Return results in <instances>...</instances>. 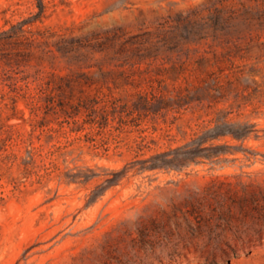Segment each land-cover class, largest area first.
I'll return each mask as SVG.
<instances>
[{
    "label": "rangeland",
    "instance_id": "obj_1",
    "mask_svg": "<svg viewBox=\"0 0 264 264\" xmlns=\"http://www.w3.org/2000/svg\"><path fill=\"white\" fill-rule=\"evenodd\" d=\"M44 3L38 17L36 0H0V33L32 21L20 44L0 43V264H264V224L242 216L239 203L246 191H264V21L236 20L216 37L208 29L183 32L187 39L179 37L177 46L156 39L138 70L132 53H100L95 36L114 27L158 36L181 13L199 9L206 17L213 7L240 9L238 1ZM227 50L247 56L237 60L246 72L243 86L261 91L251 89L240 107L231 108L232 99L123 113L122 121L118 113L101 134L84 124L86 114L63 112L70 100L95 95L96 87L132 108L138 93L158 86L151 80L162 66ZM47 82L52 103L42 95L33 109L30 96ZM163 93L175 96L170 82ZM219 110L231 112L230 122L255 125L257 133L215 141L230 147L220 159L143 168L212 129Z\"/></svg>",
    "mask_w": 264,
    "mask_h": 264
},
{
    "label": "trees",
    "instance_id": "obj_2",
    "mask_svg": "<svg viewBox=\"0 0 264 264\" xmlns=\"http://www.w3.org/2000/svg\"><path fill=\"white\" fill-rule=\"evenodd\" d=\"M39 9L38 17H41L46 11L44 0H36ZM235 1V0H232ZM241 6L240 9L232 7H213L209 8L208 16H202L199 9H194L187 14H179L174 20L169 30L164 31L163 34L155 36L152 32L144 31L139 34L129 35L122 28L114 27L104 31L95 36V39H101L99 43L100 53L107 51H114L116 54L129 55L137 59V62L132 64L133 67L142 64L150 56L151 48L157 43H162L163 46L167 44L176 43L178 38L187 39L183 36V32L191 35H200L202 31L210 30L217 34H226L228 31L234 29L233 21L239 20L244 23H250L258 20L264 21V0H237ZM252 5L257 9L253 12ZM256 16V18H255ZM32 21H23L18 25L13 26L10 30L0 33V43L8 45H17L21 37H24L26 30L24 27ZM203 37H200L202 39ZM73 44V42H70ZM79 48L82 46L80 44ZM75 46V44L73 45ZM116 50V51H115ZM247 56L241 52L225 51L220 54L214 53L213 57H200L194 61H185L181 64H172L170 67L162 66L156 77L151 82H156L157 87L151 85V90L145 93H138L137 100L133 102L132 108L124 103L119 98L114 97L110 93H104L100 87H96V94L89 95L79 99L76 103L70 100L67 104V109L62 108L67 117H73L80 113L86 114L87 118L84 124H89L91 128H97L96 134H101L102 129L109 125L110 116L120 114L122 121L123 113L127 116H132L135 112L144 110L146 114H157L163 110H181L187 108L192 104H202L204 101L208 102V106H217L223 101H230L233 99L234 106L240 107V101L245 100L253 93L257 94L261 91L257 88H250L243 86V76L245 70L237 63V60L246 59ZM140 70L139 66H137ZM253 70L248 72L249 76L254 75ZM167 82L173 88L175 96L168 98L163 89L167 86ZM254 84H257L253 81ZM84 85L91 88L93 82H84ZM252 89L253 93H250ZM53 88L50 83L42 85L39 88L37 95L30 96L33 109L40 108L39 103L46 95V103H52ZM248 94V95H246ZM206 95V99L202 98ZM231 112L219 110L217 117L211 121L215 126L203 133L200 137L193 140L191 143L158 154L149 160L142 162L144 169H181L184 165L191 163H200L202 160L220 159L226 154L228 146L215 145V141L221 140L225 137H232L237 140H246L253 133H257L255 125H249L241 122H230L228 115ZM140 116V115H139ZM114 119V118H113ZM146 164H149L146 166ZM115 176L118 174L115 173ZM225 183H221V186ZM241 205L240 214L245 218H250L259 224H264V191L257 194L245 192L239 200ZM233 211L229 209L228 216L233 218ZM222 214H225L221 212Z\"/></svg>",
    "mask_w": 264,
    "mask_h": 264
}]
</instances>
